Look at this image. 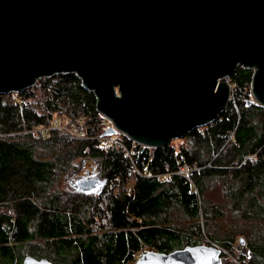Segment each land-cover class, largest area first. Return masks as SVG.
<instances>
[{"label":"trees","instance_id":"trees-1","mask_svg":"<svg viewBox=\"0 0 264 264\" xmlns=\"http://www.w3.org/2000/svg\"><path fill=\"white\" fill-rule=\"evenodd\" d=\"M253 76L252 68L238 66L230 76L234 99L216 120L164 147L146 148L138 162L140 145L121 135L135 169L121 147L105 149L92 138L107 120L74 72L0 94V264H21L24 247L26 255L55 264H128L147 248L202 244L204 231L231 253L246 236L249 255L239 262L264 264V107L249 105ZM54 116L83 117L91 139L63 130L32 133ZM89 160L106 176L104 190L53 192L59 177ZM194 163L202 168L192 182L176 173ZM214 188L222 200L211 198ZM227 218L231 229L223 232L220 221Z\"/></svg>","mask_w":264,"mask_h":264},{"label":"water","instance_id":"water-1","mask_svg":"<svg viewBox=\"0 0 264 264\" xmlns=\"http://www.w3.org/2000/svg\"><path fill=\"white\" fill-rule=\"evenodd\" d=\"M238 66L254 69L249 105L264 107V0H0V94L74 72L111 122L103 135L140 145L136 162L216 120L231 96L222 79ZM222 252L186 245L135 264H222ZM21 264L55 263L27 254Z\"/></svg>","mask_w":264,"mask_h":264},{"label":"built area","instance_id":"built-area-1","mask_svg":"<svg viewBox=\"0 0 264 264\" xmlns=\"http://www.w3.org/2000/svg\"><path fill=\"white\" fill-rule=\"evenodd\" d=\"M222 80L231 84V96H230V101H231L234 99L233 85L231 83V78H230V76H227V77L223 78ZM110 123L111 122L109 120H107L106 129L111 126ZM53 130H63V131H66L67 133H69L70 135H72L73 137L80 138V139H88L89 138L87 131H86L85 119L83 117H79L77 119H72V118H69L66 116H54L53 119L51 120L50 124L38 126L37 128L33 129L32 133H34L35 135L44 134L47 136ZM117 134H120V133H116L113 135H103V133H102V134H100L96 137H92V138L97 140L99 142L100 146L102 148H105V149L111 148L114 146L121 147L123 150H125L127 152V155L131 156V159H132L133 164H134L133 168L135 169L136 168L135 167V161H134L133 156H132L133 150L131 148H128L126 145V142L123 141V139L121 138V135H123V134L116 136ZM89 139H91V138H89ZM134 143H136V142H134ZM201 168L202 167H200V166H194V165L193 166L181 165L176 173L179 175H183L184 177H186L188 180H190L192 182L193 172L196 170H200ZM169 176H170V174L160 175V180L164 181L165 179L169 178ZM132 186H133V184L130 183L129 187H132ZM212 244L215 246H218L216 243H214L212 240H210L207 237L204 245L212 246Z\"/></svg>","mask_w":264,"mask_h":264},{"label":"rangeland","instance_id":"rangeland-1","mask_svg":"<svg viewBox=\"0 0 264 264\" xmlns=\"http://www.w3.org/2000/svg\"><path fill=\"white\" fill-rule=\"evenodd\" d=\"M119 135L120 134H117L116 136H119ZM80 159L81 158L75 160L74 161V164L77 163ZM194 166H198V165L196 163H194ZM207 166H209V164ZM87 168H90V167L87 166ZM104 180L105 179H103L102 181H104ZM66 181L67 180L64 178L63 175H62V177H59L58 180L56 181V183L54 184V187H53L54 188V191L53 190L52 191L53 192H55V191H61V192L65 193V196H66L68 193H70V190H69V187H68V183ZM114 185L115 184L112 183L110 186L114 188ZM126 187H127V190H128V185ZM116 190H118V189H116ZM218 191H219L218 189L214 188V190L210 193L211 198L215 199L216 201H218L220 199L222 200V197H220V194H219ZM173 216H174V219L176 221H181L182 220V217H181V215H179V213H173ZM232 220H233L232 218H227V219H224V220H221L220 221V223L222 225V231L223 232H227V231H229L231 229ZM206 235L209 236L208 235V232L207 231H204L203 232V237H202V240H201L202 241V244H204L206 242V239H207V236ZM240 237H244L245 240H247L246 236H244V235H241V236H239L236 239V241L234 243V246H233V250H234L235 253H231L229 250L227 251V249L223 248L220 244L218 246H215V245L212 244V247L214 246V247H218V248L223 249V252H222V254L224 255L223 262L225 264H241L239 262V260H238L239 255H244V256H248L249 255L248 247H247V241H246V244H244V245L241 244L239 242V238ZM240 247H242V248H240ZM22 249H23L22 252L25 253V255H26V253H27L28 250L25 247L22 248ZM147 251H157V250L147 248L144 251V253L147 252ZM139 257H140V255L138 256V258ZM135 261H136V258L134 257L130 262H128V264H135Z\"/></svg>","mask_w":264,"mask_h":264},{"label":"flooded vegetation","instance_id":"flooded-vegetation-1","mask_svg":"<svg viewBox=\"0 0 264 264\" xmlns=\"http://www.w3.org/2000/svg\"><path fill=\"white\" fill-rule=\"evenodd\" d=\"M87 166H89L90 168H87ZM97 178V179H99V180H103V179H105L103 182H105V186L103 187V188H99V189H97L96 190V192L97 191H100V190H104L105 188H106V185H107V183H108V180H107V182H106V176H104L103 174H102V172L98 169V168H96V167H93V163H91V161L89 160V161H85L84 163H83V168H81L79 171H77V172H71V175H69L68 177H67V183H68V187H69V189H75L76 191H78L79 192V189L77 188V185H76V183H77V180L78 179H81V178ZM196 245V244H195ZM197 245H200V244H197ZM186 246V245H185ZM184 247V246H183ZM182 248V247H181ZM177 249V248H176ZM174 250V249H173ZM172 251V250H171ZM170 252V251H169ZM141 256V255H140ZM222 256V264H225L224 262H223V259H224V255L222 254L221 255ZM138 259V258H137ZM137 259H136V261H137ZM136 261H135V263H136Z\"/></svg>","mask_w":264,"mask_h":264},{"label":"crops","instance_id":"crops-1","mask_svg":"<svg viewBox=\"0 0 264 264\" xmlns=\"http://www.w3.org/2000/svg\"><path fill=\"white\" fill-rule=\"evenodd\" d=\"M130 183L133 184L132 187H129V184H130ZM133 187H134V183H133V182H129V183H128V191L131 192V190L133 189ZM116 189H118V187H117V186H114V188H113V192H114L115 194H117L118 191H119V189H118V190H116ZM143 250H144V249H143ZM143 250H142V251H143ZM142 251H141V252H142Z\"/></svg>","mask_w":264,"mask_h":264},{"label":"bare ground","instance_id":"bare-ground-1","mask_svg":"<svg viewBox=\"0 0 264 264\" xmlns=\"http://www.w3.org/2000/svg\"><path fill=\"white\" fill-rule=\"evenodd\" d=\"M180 176V175H179ZM240 248H242V247H240Z\"/></svg>","mask_w":264,"mask_h":264}]
</instances>
